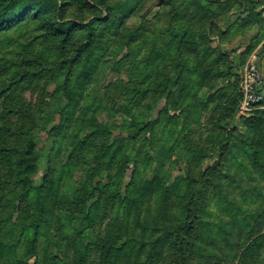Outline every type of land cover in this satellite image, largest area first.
I'll use <instances>...</instances> for the list:
<instances>
[{
    "label": "rangeland",
    "instance_id": "rangeland-1",
    "mask_svg": "<svg viewBox=\"0 0 264 264\" xmlns=\"http://www.w3.org/2000/svg\"><path fill=\"white\" fill-rule=\"evenodd\" d=\"M9 1L0 0V6ZM215 1L222 4L211 47L228 61L220 60L222 78L214 90L210 84L185 88L182 79L194 83L193 75L186 65L177 68V52L167 44L166 23L186 8L180 0H43L52 20L76 26L68 37L54 38L33 19L0 31V264H80L82 256L84 264H153L156 252L158 264L189 257L179 239L172 251L158 244L150 259L151 244L168 230L165 223L144 238L150 234L144 228L148 210L158 205L160 217L187 185L195 214L212 209L217 219L220 212L204 199L231 177L236 181L226 189L230 197L256 188L258 202L245 206L264 208V169L253 173L232 137L247 133L239 118L252 110L240 114L238 88L243 69L264 54V0H244L245 10L235 1ZM107 16L114 24L103 21ZM156 58H162L159 67ZM220 88L225 95L212 101ZM234 107V132L223 144L228 109ZM257 109L264 112V105ZM91 185L98 201L82 219ZM200 189L204 195L192 203ZM122 190L135 200L130 214L119 205ZM36 208L52 214L53 227L27 256L20 233ZM126 220L133 234L127 251L118 257L97 251L96 244L115 239L119 221Z\"/></svg>",
    "mask_w": 264,
    "mask_h": 264
},
{
    "label": "trees",
    "instance_id": "trees-1",
    "mask_svg": "<svg viewBox=\"0 0 264 264\" xmlns=\"http://www.w3.org/2000/svg\"><path fill=\"white\" fill-rule=\"evenodd\" d=\"M180 1V4H186V8L183 10L184 14L181 17L178 16L166 23V37L168 36L169 38L167 44H173L177 52V68L181 65L179 67L181 69L186 65V68L190 70V75H193L194 80L192 81L194 83L190 82L189 77L188 79H182L185 88L191 86V84H195V89L200 85L208 86L210 84L209 89L214 90L216 88H213V86H216V83L219 84L218 80L222 78V74L219 71L220 60H224L225 63L228 61L226 55L221 53L218 48L211 47L212 40L210 36L212 30L214 31V25L216 26L217 14L219 13L222 2L215 0ZM233 1L244 9V0H227L225 3L229 4L233 3ZM214 6H216V9ZM25 19L41 20L45 23L43 28L51 32L54 38L59 39L68 37L76 27L73 23H64L60 19L52 20L50 6L44 4L43 0H10L5 5L0 6V31L17 25ZM109 20L111 24H114L113 21L115 19H112L111 16L105 17L103 21L108 22ZM252 49L250 48L249 51ZM154 61L157 62V67H159L162 58H156ZM167 61L171 62L173 58H167ZM182 93L181 90L180 94L183 95ZM187 93L189 94V91ZM224 93H226V89H217L211 94L213 95L212 101L217 98L220 99L222 95H225ZM238 93L240 102L241 94L239 88ZM221 104L225 106L224 102ZM263 105L264 101L260 106L262 107ZM228 114H230V124L228 129L223 133V144H227L228 138L233 135L235 120H237L236 108L228 109ZM239 119L240 123L246 126L247 133L245 135H233L232 137H234L236 146L240 148L243 155L249 156L247 162H250V166L253 168L252 172L262 171L260 169H264L263 165H261L264 160L262 158L264 156V112L255 109L245 117H240ZM148 123L149 120L147 119L143 123V127ZM134 139L133 137L132 140ZM190 151L192 154H199L198 149L195 147H192ZM252 172H249V175ZM262 174H264V170ZM238 177L241 178L239 181V186L241 187L243 178L242 176ZM186 180L193 184L194 178L186 177ZM224 181L225 184L218 182V188L215 191H210L209 195L204 199L207 206H210L212 203L217 211L220 212L217 219H214L212 209H208L210 211H204L206 213L202 215L193 212L194 208L191 207L187 200L191 185H187V191L183 195L176 197L175 200L167 201L171 205V208L168 210L165 205L161 210L160 217L158 215V205H155L152 210H148L147 215L144 217V228L150 234H144V238L152 237L154 235L152 233L154 232L156 234L161 232V225L163 223L168 225L166 226L168 229L166 230L167 232L165 234H158V237L151 244L150 259L154 257V248L158 244L163 245L161 246L163 251L165 248L164 245H167V248L172 251L174 250L172 246L174 242L181 239L185 242V247L188 248L187 251L191 255L184 259L176 257L171 261H166V264H264V208L261 206L260 209H250L245 206L248 200H252L253 204H256L259 200L260 193H255L257 191L256 188L253 190L240 189L242 194L240 193L239 195H242V197L233 198L229 196L226 189L236 180L231 177V179H225ZM197 182L199 181L195 183ZM119 183L122 184L121 182ZM38 189L40 190L41 188ZM159 189L165 191L164 188ZM96 190L91 185L85 191V194H89V201L82 219H85L88 215L92 202L98 201ZM246 191L249 192V195L246 194ZM120 193L119 205H124L122 212L130 214L127 211L129 204L135 203V200L131 199L130 194L123 192V190ZM162 194H165V192L162 191ZM203 195V189L198 190L193 197L192 203L199 200ZM160 198V195L154 196L155 200H160ZM42 201L43 206H45V195ZM76 204L78 205L80 203ZM181 209L185 211H182L180 213L181 216L178 217L177 215ZM127 222L128 220L125 222L119 221V234L113 239H119L116 243L117 245L111 243L113 240L109 239L103 244L97 243V251L113 257H118L121 253H125L128 249L125 246L126 243L133 239V234L126 228ZM52 227V214L36 208L32 223L24 225L20 233V236L25 240L24 242L27 245V256H31L34 253L37 238L49 234L50 228ZM145 242L143 240L141 249L146 245ZM85 245L84 241L80 243L82 250H84ZM193 255H195L194 258ZM155 256L157 260L153 264H158L161 259V253L156 252ZM83 258L82 256L80 264L87 262ZM123 263L124 260L119 262V264ZM145 263H148V259L143 264ZM105 264L110 263L106 262Z\"/></svg>",
    "mask_w": 264,
    "mask_h": 264
},
{
    "label": "built area",
    "instance_id": "built-area-1",
    "mask_svg": "<svg viewBox=\"0 0 264 264\" xmlns=\"http://www.w3.org/2000/svg\"><path fill=\"white\" fill-rule=\"evenodd\" d=\"M240 94V114L257 109L264 101V74L253 61L241 74Z\"/></svg>",
    "mask_w": 264,
    "mask_h": 264
},
{
    "label": "crops",
    "instance_id": "crops-1",
    "mask_svg": "<svg viewBox=\"0 0 264 264\" xmlns=\"http://www.w3.org/2000/svg\"><path fill=\"white\" fill-rule=\"evenodd\" d=\"M257 65L264 74V54L262 55V57L261 56L259 57V61L257 62Z\"/></svg>",
    "mask_w": 264,
    "mask_h": 264
}]
</instances>
